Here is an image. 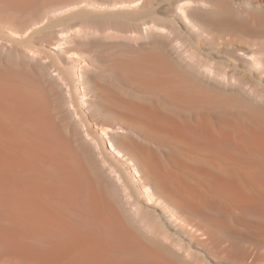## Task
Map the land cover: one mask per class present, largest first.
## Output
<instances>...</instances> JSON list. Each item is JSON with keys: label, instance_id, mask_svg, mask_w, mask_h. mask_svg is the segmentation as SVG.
Segmentation results:
<instances>
[{"label": "bare ground", "instance_id": "obj_1", "mask_svg": "<svg viewBox=\"0 0 264 264\" xmlns=\"http://www.w3.org/2000/svg\"><path fill=\"white\" fill-rule=\"evenodd\" d=\"M46 1L0 0V36L24 41L37 34L49 35L52 52L47 54L70 59V73L73 71L76 78L78 75L82 84L93 69V60L69 53L73 44L89 39L97 22L107 26L130 15L138 22L136 38H166L184 30L197 34L214 30L251 34L264 29V0L242 1L236 6L230 4L236 0H111L103 5L93 0L84 5L66 0L47 5ZM39 6L42 8L38 15L29 16L21 24L11 20L32 15ZM57 22H79L80 28L51 36L50 26ZM111 34L112 38L136 40L118 31ZM257 43L252 40L236 49L235 58L258 81L251 84L248 92L260 104L235 95L226 99L222 92L203 90L205 93L197 96L191 87L171 88L173 66L162 47L117 62L127 79L146 92L162 94L172 106L184 111L201 104L240 111L247 108L254 121L249 120L251 126L246 129L240 123L211 126L202 119L186 120L174 112L160 113L147 103L118 101L123 105L120 107L141 115L146 127L144 135H140L143 140L161 138L165 142L160 145L171 146L178 154L166 155L174 163L169 169L153 156L151 167L131 153H124L117 135L120 128L97 125L99 134L94 135L83 125L72 126L86 150L98 155L108 173L111 191H104L93 178L88 158L69 146L62 128L50 116L51 104L45 99L44 89L25 76L0 79V264H190L188 258L196 253L195 249L202 257V251L209 250L212 254L239 255V264H264L262 255L249 253L246 248L237 252L241 244L248 242L256 250L264 247V128L255 127L262 126L257 120L264 126V40L261 45ZM23 55L29 62L42 59L37 52L24 51ZM177 55L184 60L180 53ZM62 74L50 77V82L68 87ZM191 77L193 73L185 74V81H192ZM221 80L228 86L227 80ZM82 92V97L77 94L78 100L85 108H93L95 98L86 99L84 87ZM73 98L68 94L66 105ZM73 114L75 111H69V115ZM75 121L81 125V119ZM25 122L36 124V129L27 130L22 126ZM104 141L117 163L128 165L142 203L131 198L120 167L105 160ZM181 149L191 153V158L179 155ZM73 158L76 166L69 165ZM42 165H50L58 175L44 173ZM251 186H257L255 193ZM162 188L169 194L165 195ZM149 206L156 208L161 219L176 231L175 247L180 253L141 238L155 231L149 213L159 217ZM232 224L244 231H236Z\"/></svg>", "mask_w": 264, "mask_h": 264}, {"label": "rangeland", "instance_id": "obj_2", "mask_svg": "<svg viewBox=\"0 0 264 264\" xmlns=\"http://www.w3.org/2000/svg\"><path fill=\"white\" fill-rule=\"evenodd\" d=\"M60 1L63 0H47L45 4L55 5ZM66 1L69 4L84 5L88 0ZM93 1L99 5L111 2V0ZM236 1V3L230 4L236 6L240 5L239 2L242 1L255 3L262 0ZM42 6L33 10L31 12L32 15H26L27 17L24 16L23 18H14L11 20H15L16 24H21L29 16L38 15ZM137 24L138 22H136L130 15L120 22H114L108 24L107 26L101 25L100 22H97L93 26L94 33L89 37V39L85 41H78L72 45L69 53L70 55L77 54L79 57L82 56L87 60L89 58H92L93 60V69L86 75L87 79L85 84L80 82L78 75L77 78L76 76H73V71L70 73V59L66 58L63 60L55 56L53 53V56L51 53H49L50 55L47 54L49 51L52 52V49L48 44L49 35H47V37L46 34H37L35 36L25 37L24 41H20L16 38L14 40L7 39L8 37L3 39L2 36H0V46H3L0 47V79L7 80L15 76H25L28 79H33L37 86L40 88L42 87V90L44 89L43 91L46 92L45 94L47 97H45V99L49 105L51 104V106H49V111L51 112L50 116L53 118L54 123L62 128L63 133L67 137L66 139L69 146L73 149V151L76 150L82 157L88 158L90 164L88 169L92 171L93 178L99 183L100 187L104 191L112 190V187L109 185L108 173L107 171L106 173L104 172L105 169L102 168L103 165L100 163L98 155L88 152L86 147L82 145V141L77 130L72 126L83 125L85 129H88L89 133L94 135L95 133L99 134V129L95 127L97 125H108L115 130L120 128L122 131H118L117 135L119 143L124 148V153H131L134 155L135 159L140 160L142 164H150L151 167L153 156L162 162L165 168L169 169L170 166L174 165V163L172 164L173 161L170 163L168 157L172 153H174V155L178 154L175 153V149H171L173 147H163L160 145V143L165 142L161 138H153L152 141L143 140V137L140 135H144L143 132L146 127L141 123V115L128 110L125 106V108L120 107L123 105L118 103V101L120 102L126 100L125 102L130 101L147 103L152 105L153 108L160 113L174 112L173 114H179L182 119L187 118L186 120H188V118L189 120H194L196 118L202 119L211 126H237L240 123V125L242 124L244 129H246L248 126H251L249 120L253 117L247 108H241L242 111H240L224 105H219L221 107H217L216 105L201 104L197 107L184 111L176 106H172L165 98L161 97L162 94L159 95L146 92L144 91V88L127 79L116 66L118 61L131 60L144 54L147 50L149 51L156 47H162V49L165 50L168 60L173 66V72L170 74L169 78L171 88L178 89L179 87H191L193 90L191 92L197 96H201L205 93L203 90H207L210 93L222 92L226 99L235 95L247 100L248 102L251 101L254 104H260L259 102L253 100L252 94L248 92V90H251L253 87L251 84H256L258 81L245 64L237 59L238 54L236 53V49L252 40L261 45L262 40H264V29H260L251 34L234 31L217 32L216 30L204 32L203 34H197L184 30L174 31L167 35L166 38H156L150 35L142 38H136V34L138 32ZM50 27L49 31L51 32V36H55V34L59 35L66 29L80 28V23L70 22L65 25L57 22ZM102 31H104V33ZM115 31L135 36L136 40L131 41L122 38L110 37L112 35L111 33H114ZM24 51L31 53L37 52L42 55V59L40 61L37 60L29 62V60H27L23 55ZM175 51L180 53L184 60H181ZM53 52L55 51L53 50ZM54 56L55 58L57 57V62L55 61ZM44 66L47 67L45 68ZM203 68L206 73L202 71L204 70ZM59 72L63 73L62 75L64 81L68 84V87L60 88L50 82V77L56 76ZM189 72L193 73L194 78L191 77L192 81L187 82L185 81V74H190ZM219 77L221 79L223 77L224 80H227L228 86L223 85V80L219 79ZM194 86H196V88ZM82 87L86 90V99L95 98L93 99L95 104L93 108H85L82 100L80 98L78 100L76 97L77 94L82 97ZM68 94L74 96L70 105H66L65 103ZM210 99L215 100L212 95H210ZM115 102L117 105H115ZM72 110L75 111L76 115H69V111ZM245 111L246 113H244ZM79 119L82 120L81 125H76L75 120ZM252 121H254V118ZM257 121L262 126L255 127H257V129H263V124L259 120ZM22 126L29 131H33L36 129L35 126L37 125L32 122H25ZM137 135L141 138H138ZM103 149L105 160L113 165L116 163L115 166L120 167V172H122L121 175L124 176L127 186L129 187L128 190L133 195L131 198L136 199L139 203H142V197L140 198L139 195H136L135 191L138 184L136 183V179L134 180V178H132V173H130L128 165L123 164V161H121V164L117 163L116 158L110 155V150L107 142L105 141L103 143ZM172 150H174V152ZM82 151L84 152V155L81 154ZM180 154L182 157L187 159L191 158L190 156L192 155L183 149L179 152V155ZM166 155L169 156L166 157ZM69 165L76 166L77 160L73 158L72 161L70 160ZM41 169L46 174L58 175V173L52 169L50 165H42ZM68 176L71 177L70 175ZM257 189V186L252 187L251 192L255 193ZM162 190H166L163 192L165 195L166 193L169 194L167 189L162 188ZM149 208L153 211L155 210L157 214L160 213L152 206H149ZM149 215L153 218L152 220L155 231L153 233L154 235H141L143 241L148 238L157 244L167 246L170 250H173L176 253H180L181 251L177 252V247H175V244L178 241L176 239V231L172 228L171 224L166 222L164 219H161L159 214V217H155V214L153 213H149ZM214 217H216V215H213V218ZM232 227L238 232L244 231V228L239 225L232 224ZM172 235H174V237H171ZM192 243L194 244L195 241ZM172 244L174 245L171 246ZM201 246L204 247L203 244ZM244 248H246L249 253L251 252L254 254L256 253L258 256H264V247L256 250L255 245L248 242L241 244V247L238 248L239 251L237 252H242ZM195 252L196 253L194 255L192 254L188 258L190 264L241 263L239 260L240 257H238L239 255L232 257L224 254L219 255V253H213V255L209 250L207 252H204L203 250L202 252L204 256L202 257L201 254H197L198 251H196V249ZM126 254L133 257H136L137 255L136 253ZM119 255L123 256L121 253H119Z\"/></svg>", "mask_w": 264, "mask_h": 264}]
</instances>
